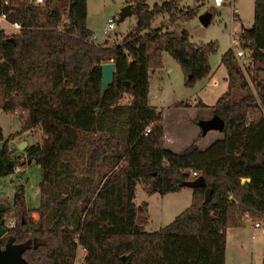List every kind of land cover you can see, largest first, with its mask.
<instances>
[{
	"label": "trees",
	"instance_id": "obj_1",
	"mask_svg": "<svg viewBox=\"0 0 264 264\" xmlns=\"http://www.w3.org/2000/svg\"><path fill=\"white\" fill-rule=\"evenodd\" d=\"M147 1H128L134 24L110 44L90 40L86 0L0 6L7 22L23 25L17 34L0 30V112L19 123L0 146V177L18 164L9 159L8 141L32 129L41 133L24 150L39 168L38 208H26L21 184L11 203L0 201V220L14 223L0 249L19 251L11 264H73L78 249L81 264H224L226 231L239 228L243 215L264 221V0H252V25L238 33L250 52L244 71L229 49L220 59L226 89L210 118L223 122L221 138L200 148L199 130L179 152L164 146L163 118L148 100L149 74L163 67L166 52L192 87L209 77L217 44H194L184 31L151 26L163 15L168 24L190 21L200 5L178 11V0L151 7ZM110 61L113 82L101 94L100 66ZM199 121L191 123L198 128ZM110 122L123 123V148L117 137L100 135ZM199 178L203 186H191ZM138 183L146 195L189 188L190 203L146 232L147 205L133 204Z\"/></svg>",
	"mask_w": 264,
	"mask_h": 264
},
{
	"label": "rangeland",
	"instance_id": "obj_2",
	"mask_svg": "<svg viewBox=\"0 0 264 264\" xmlns=\"http://www.w3.org/2000/svg\"><path fill=\"white\" fill-rule=\"evenodd\" d=\"M127 1L129 0H86V26L93 33L95 43L100 44L105 39L109 43L118 42L134 24L132 17L118 21L120 10L126 5ZM178 1V11L200 5L196 17L187 22L177 21L168 24L167 15L157 16L151 26L153 28L161 27L163 30L174 32L184 31L187 33L190 42L194 44L205 45L215 42L217 50L208 58L211 69L209 77L194 83L192 87L184 86L183 76L178 65L166 52H161L163 67L157 70V74H160L162 78L159 79L162 86L160 100L164 105L168 104L164 110L163 131L166 139L169 134L178 139L172 147L174 152H179L183 148L182 146H187L192 138L198 134L199 129L191 123V120L194 118L209 119L212 113L211 107L226 89V72L220 64V59L229 49L230 32L238 34L240 24H242L244 29H248L252 23V0H223L219 8L213 7L212 0ZM153 3H159V1H147L149 7ZM233 11H235V16H233ZM205 12L209 13L211 18L209 24L203 27L198 22L197 17ZM177 14L176 11L175 15ZM109 20L113 21L114 28L106 38L103 35V31ZM162 21L165 23L162 24ZM237 64L241 69L245 67L244 62H238ZM151 73L154 74L155 71ZM262 77L264 79V74H262ZM152 78L155 79L157 77L153 75ZM245 80L248 82L249 77L245 76ZM154 84H157V82H154ZM184 103L187 106H184ZM120 104H126V99L121 100ZM0 129L4 138L18 131L19 123L16 115L0 112ZM27 135L26 137L32 139L35 143L41 138V133L38 129L29 130ZM100 135L117 137L120 139L122 148L124 147V126L122 122H110L107 126V132ZM220 138L221 134L219 132L209 131L199 143V147L204 148V144L207 143L209 145ZM24 150L20 153L16 150L10 151L9 159L11 161L18 160L17 170L0 177V198L11 203L15 186L21 184L24 188L25 206L28 209H36L39 206V168L33 162L28 161L29 164L25 162L27 160L24 156ZM14 153L16 155H13ZM183 193H186V191L181 192V194ZM175 196H177V193L169 194L166 195L165 199L172 200ZM160 198L161 196L156 194L146 195L142 191L141 184H136L133 198L135 206L142 202H148L153 212L159 207ZM181 209L170 212L168 214L169 217L159 223L153 220V222L143 225V229L146 232L156 231L159 227L166 225ZM144 215L146 216V211ZM245 217L248 216L243 215L239 228H231L226 231L224 264H262L264 261V225L254 229L249 221L243 222L246 219ZM249 220L256 222L262 219L252 220L249 218ZM77 255L79 256L78 253Z\"/></svg>",
	"mask_w": 264,
	"mask_h": 264
},
{
	"label": "crops",
	"instance_id": "obj_3",
	"mask_svg": "<svg viewBox=\"0 0 264 264\" xmlns=\"http://www.w3.org/2000/svg\"><path fill=\"white\" fill-rule=\"evenodd\" d=\"M252 3H253V1H252ZM126 5H129L128 4V1L126 2ZM199 9V8H198ZM186 10V9H185ZM237 17V16H236ZM165 22L164 21H162V24H164ZM251 25H252V23L250 24V27H251ZM85 26H86V20H85ZM249 27V28H250ZM241 28L242 29H244L243 27H242V24H240V27H239V31L241 30ZM248 28V29H249ZM7 24H6V22L5 21H1L0 20V30H2L5 34H8V32H7ZM86 29L89 31V32H91L88 28H87V26H86ZM92 33V32H91ZM239 33V32H238ZM93 34V33H92ZM106 41H107V43L108 44H110L109 42H108V40L107 39H105ZM104 41V40H103ZM112 43V42H111ZM154 75V77H157V78H155V79H153L152 78V76ZM153 79V80H152ZM159 79H162L161 78V76H160V74L158 75L157 74V70L155 71V73L153 74V73H151L150 72V74H149V91H148V100H149V103H150V105L151 106H153V107H155L156 108V110L157 111H160V113H161V116H162V118H163V116H164V110H165V107H167L168 106V104H166V105H164L163 103H161V100H160V98H161V91H162V86H161V81L159 82ZM154 82H157V84H154ZM154 87H156L155 88V90H154ZM39 130V129H38ZM40 131V130H39ZM16 132V131H15ZM14 133V132H13ZM29 133V131H27V132H25V133H23V134H21V135H19V136H17V137H14L13 139H11V140H9L8 141V149H9V151H13V150H16L18 153H20L21 151L18 149V146L22 143V142H24V143H26V147L28 146V145H31V144H34L35 142L32 140V139H30V138H28V137H26V136H28L27 134ZM0 134H1V136H2V133H1V129H0ZM8 137V136H7ZM6 137V138H7ZM6 138H4L3 136H2V141L0 142V146H1V144H2V142L3 141H5L6 140ZM168 139V140H167ZM165 138V132H164V135H163V142H164V146L166 147V148H168V149H170V150H172L173 151V149H172V147H173V144H175L176 142H177V140L178 139H176L175 137H173V135L172 136H170V134L168 135V138ZM193 139V138H192ZM192 141V140H191ZM206 145H208L207 143L206 144H204V148L206 147ZM25 147V148H26ZM183 148H181V150H183L185 147L184 146H182ZM180 150V151H181ZM13 155H16L15 153L13 154ZM27 164H29L28 163V161H25ZM17 170V167L15 166V167H13V171H16ZM183 191H186V193H183V194H181V192H183ZM174 194H176V193H174ZM167 195H169V194H167ZM190 196H191V191H190V189L189 188H185V189H182L180 192H178L177 193V196H175L174 198H172V200H167V199H165L166 198V195H163V196H161V198H160V200L161 201H159V207L157 208V210H154L153 212L151 211V208H150V204L147 202L146 204H147V208H146V218H147V221H146V225H147V223H151V222H153V220H156L158 223L160 222V221H162L163 219H166L167 217H169V213L170 212H172V211H174V210H176V209H181L180 210V212L182 211V210H184L188 205H189V203H190ZM0 200H1V198H0ZM3 204V203H2ZM184 207V208H183ZM27 208V207H26ZM28 209V208H27ZM179 212V213H180ZM178 213V214H179ZM176 216V215H175ZM174 216V217H175ZM173 217V218H174ZM173 218H171V220L170 221H172V219ZM169 221V222H170ZM168 222V223H169ZM167 223V224H168ZM145 224H144V226H145ZM159 225V224H158ZM158 227V226H157ZM160 228V227H159Z\"/></svg>",
	"mask_w": 264,
	"mask_h": 264
},
{
	"label": "water",
	"instance_id": "obj_4",
	"mask_svg": "<svg viewBox=\"0 0 264 264\" xmlns=\"http://www.w3.org/2000/svg\"><path fill=\"white\" fill-rule=\"evenodd\" d=\"M131 17V11L129 5H125L119 13L118 21H123V19ZM211 15L207 12L198 15L197 20L203 26L206 27L209 24ZM11 40V39H9ZM113 73H114V65L112 62L104 63L100 66V93L103 94L109 85L113 82ZM184 106H187L184 103ZM223 128V122L221 119L213 115L211 118L206 120H201L198 122V129L202 134H206L209 131H217L221 132ZM26 147V143L22 142L18 149L23 151ZM241 183L249 182V179H241ZM203 181L201 178L194 181L191 186H203ZM4 210V205L0 203V213ZM6 233V229L4 227L3 222L0 220V238L4 236ZM19 251L16 248L7 246L5 249H0V264H11L19 262ZM123 259V258H121Z\"/></svg>",
	"mask_w": 264,
	"mask_h": 264
},
{
	"label": "built area",
	"instance_id": "obj_5",
	"mask_svg": "<svg viewBox=\"0 0 264 264\" xmlns=\"http://www.w3.org/2000/svg\"><path fill=\"white\" fill-rule=\"evenodd\" d=\"M223 0H212V5L215 8H219L222 4ZM32 3L34 5H38V4H42L43 0H32ZM9 5L8 0H0V6L1 7H7ZM233 16H235V11H233ZM0 20L1 21H5L7 24V32L8 34H17L19 32V30H21L23 28V25L21 23H16V22H12L9 23L5 20V14L4 13H0ZM114 28V23L113 21L109 20L106 24V27L104 28L103 31V35L107 38L110 35L111 30ZM230 37V46H229V50L231 52V54L233 55L235 61L238 62H244L245 67L249 64L250 62V52L248 50H244L240 47L239 45V41H238V34H235L233 32H230L229 34ZM91 41H94L95 38L92 35L90 37ZM101 44V43H100ZM111 62V61H110ZM240 67V66H239ZM244 67V68H245ZM244 68L242 69L244 71ZM246 75V74H245ZM261 115L264 118V110L261 109ZM145 132H148V128L145 129ZM189 174L194 177L196 176V173L193 171H189ZM246 219L243 220L244 221H249L250 224L252 225V227L254 229H258L261 226L264 225V221H256L253 222L251 220H249L248 217H245ZM31 219L33 221H37L38 220V215L36 214H31ZM14 226V223L12 220H8L5 224L4 227L6 229V231L10 228H12ZM77 253L79 254V256L77 255ZM76 253V257L73 261V264H81V258L83 255V251L78 249Z\"/></svg>",
	"mask_w": 264,
	"mask_h": 264
}]
</instances>
